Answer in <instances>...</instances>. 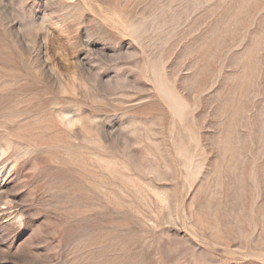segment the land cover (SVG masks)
Wrapping results in <instances>:
<instances>
[{"label":"rangeland","instance_id":"374dc122","mask_svg":"<svg viewBox=\"0 0 264 264\" xmlns=\"http://www.w3.org/2000/svg\"><path fill=\"white\" fill-rule=\"evenodd\" d=\"M0 264H264V0H0Z\"/></svg>","mask_w":264,"mask_h":264}]
</instances>
